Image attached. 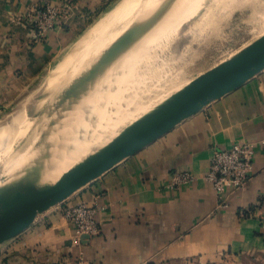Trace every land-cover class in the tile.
Masks as SVG:
<instances>
[{
	"label": "crops",
	"instance_id": "0c3cea01",
	"mask_svg": "<svg viewBox=\"0 0 264 264\" xmlns=\"http://www.w3.org/2000/svg\"><path fill=\"white\" fill-rule=\"evenodd\" d=\"M40 0H0V101L31 83L74 40L87 10L72 0L42 42L15 14ZM264 70L179 122L0 244V264H264ZM248 141L253 174L222 206L204 176L212 151ZM193 179L170 187L175 172ZM94 206L100 231L76 240L64 203ZM249 209L245 216L239 210Z\"/></svg>",
	"mask_w": 264,
	"mask_h": 264
},
{
	"label": "bare ground",
	"instance_id": "6f19581e",
	"mask_svg": "<svg viewBox=\"0 0 264 264\" xmlns=\"http://www.w3.org/2000/svg\"><path fill=\"white\" fill-rule=\"evenodd\" d=\"M223 1L212 0L211 5ZM202 5L203 0H132L106 11L54 69L15 102L11 117L0 125V178L11 176L0 198V222L24 207L34 192L81 165L101 134L107 131L112 137L176 93H163L166 84L160 88L167 70L154 57V47L168 29L184 22L200 25L206 15L199 12ZM139 28L125 50L96 70L77 105L69 110L53 108L79 87L105 51ZM43 113L35 130L43 136L31 147L27 137L22 138L23 130ZM121 119L127 123L121 126Z\"/></svg>",
	"mask_w": 264,
	"mask_h": 264
},
{
	"label": "water",
	"instance_id": "95a60500",
	"mask_svg": "<svg viewBox=\"0 0 264 264\" xmlns=\"http://www.w3.org/2000/svg\"><path fill=\"white\" fill-rule=\"evenodd\" d=\"M138 30L140 28L132 36H123L105 51L79 87L64 101L53 104V108L69 110L77 105L87 94L88 82L96 70L110 63L119 52L125 50ZM263 70L264 35L247 48L197 76L153 111L125 125L92 152L81 165L34 192L24 207L7 215L0 222V244L23 232L35 221L38 214L64 202L75 191L135 154L182 120L235 90ZM2 191L3 187L0 189V198Z\"/></svg>",
	"mask_w": 264,
	"mask_h": 264
},
{
	"label": "rangeland",
	"instance_id": "374dc122",
	"mask_svg": "<svg viewBox=\"0 0 264 264\" xmlns=\"http://www.w3.org/2000/svg\"><path fill=\"white\" fill-rule=\"evenodd\" d=\"M43 1L44 0H40L36 3L40 4ZM131 1L132 0H106V4H102L96 9L87 10V23H82L76 28L73 34L74 40L64 47L61 52L44 67L43 71L37 75L35 80L31 83H22V87L16 96L4 102L0 101V125L11 117V108L15 102L23 96L28 95L31 89L40 83L54 69L87 28L95 24L106 11L116 6H125ZM211 3L212 0H203V5L199 12H204L206 15L202 18L200 25L197 26V24L193 23L194 21L181 23L172 29H168L167 32L159 38V41L156 42L153 51L154 57L159 59V65L162 63V65H165L167 70L165 74L168 77L166 80L162 77V83H159L161 85L160 88L165 84L171 86L164 87L162 89L163 93L167 94L168 91L172 92L174 90H176L174 92L177 93L179 91V86L182 85L180 88L181 90L183 86L197 76L247 48L264 35V0H225L217 6H212ZM72 5V0H70L69 7H65V10H61L57 23H55L52 28L48 29L45 34L38 36H34L36 26L29 20L30 16L33 15L32 6H34V4L26 7L24 11L16 13L14 16L16 21H21L26 17L23 21L29 24V27L32 29V40L34 42L42 40L43 42L47 39L51 30L61 26V16H64L66 12L71 9ZM210 13L212 14L210 15ZM91 68L92 67H90V69ZM43 116H45L44 113L36 116L23 130V135L25 134V136L22 135V138L27 137V141H29L28 144L31 147L35 146L43 136L42 132L40 134H35L38 122L41 121ZM120 123L122 126L127 123V119H121ZM120 127L118 126L116 129ZM100 137L101 138L90 149L89 154L98 149L102 142L110 137V133L106 131L101 134ZM14 172L13 170V174ZM2 173L3 172H0V174ZM10 180L11 176H3L0 178V189L7 185ZM60 204L61 203L51 206L43 213L38 214L37 218L48 213L55 207L60 206Z\"/></svg>",
	"mask_w": 264,
	"mask_h": 264
},
{
	"label": "built area",
	"instance_id": "2783aa9c",
	"mask_svg": "<svg viewBox=\"0 0 264 264\" xmlns=\"http://www.w3.org/2000/svg\"><path fill=\"white\" fill-rule=\"evenodd\" d=\"M70 0H44L32 6L33 15L27 18L36 26L34 36L45 34L57 23L61 10L69 7ZM61 6V8H60ZM67 10V9H66ZM26 17H24L25 19ZM21 19V18H20ZM264 142V138L262 139ZM254 145L251 142H236L229 147L213 149L208 170L204 176L210 182L222 206L227 205L230 194L241 189L253 174ZM193 179L189 171L175 172L169 185L174 187L180 183ZM94 206L80 202L76 204L64 203L63 214L74 231L76 240L80 241L84 235L93 237L100 231L99 223L95 219ZM249 209L239 210L240 216H245ZM82 257H77L75 264H81Z\"/></svg>",
	"mask_w": 264,
	"mask_h": 264
}]
</instances>
